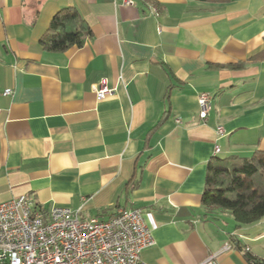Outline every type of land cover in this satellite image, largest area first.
Masks as SVG:
<instances>
[{"label": "crops", "instance_id": "obj_1", "mask_svg": "<svg viewBox=\"0 0 264 264\" xmlns=\"http://www.w3.org/2000/svg\"><path fill=\"white\" fill-rule=\"evenodd\" d=\"M66 8L90 37L47 51ZM215 146L264 152V0H0V203L26 196L80 219L140 210L153 239L141 264H264V218L239 226L202 206Z\"/></svg>", "mask_w": 264, "mask_h": 264}, {"label": "built area", "instance_id": "obj_2", "mask_svg": "<svg viewBox=\"0 0 264 264\" xmlns=\"http://www.w3.org/2000/svg\"><path fill=\"white\" fill-rule=\"evenodd\" d=\"M136 1L115 0L120 6H133ZM93 92L104 100L114 90L101 79ZM209 104L207 93L198 96L202 123L207 120ZM216 134L224 135L222 127H217ZM213 154H219L217 146ZM152 245L151 233L137 209H119L108 220L80 219L68 208L53 207L45 212L26 196L0 203V264H141L142 250ZM215 258L210 255L199 264H218Z\"/></svg>", "mask_w": 264, "mask_h": 264}, {"label": "trees", "instance_id": "obj_3", "mask_svg": "<svg viewBox=\"0 0 264 264\" xmlns=\"http://www.w3.org/2000/svg\"><path fill=\"white\" fill-rule=\"evenodd\" d=\"M225 5L236 0H194ZM90 37V31L75 9L60 10L50 21L41 46L51 52L80 48ZM202 206L208 210L227 211L237 225H252L264 218V152L249 157L214 156L206 166ZM255 264H263L248 258Z\"/></svg>", "mask_w": 264, "mask_h": 264}, {"label": "bare ground", "instance_id": "obj_4", "mask_svg": "<svg viewBox=\"0 0 264 264\" xmlns=\"http://www.w3.org/2000/svg\"><path fill=\"white\" fill-rule=\"evenodd\" d=\"M137 1H142V0H137ZM209 110H210V104H209Z\"/></svg>", "mask_w": 264, "mask_h": 264}]
</instances>
